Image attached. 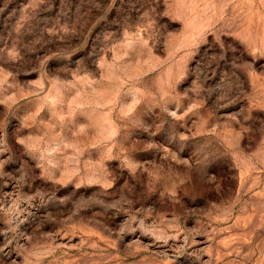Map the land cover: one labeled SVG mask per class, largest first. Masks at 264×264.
<instances>
[{"label":"rangeland","instance_id":"rangeland-1","mask_svg":"<svg viewBox=\"0 0 264 264\" xmlns=\"http://www.w3.org/2000/svg\"><path fill=\"white\" fill-rule=\"evenodd\" d=\"M0 264H264V0H0Z\"/></svg>","mask_w":264,"mask_h":264}]
</instances>
